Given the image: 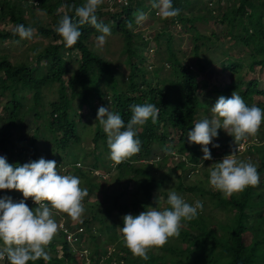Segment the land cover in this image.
Returning <instances> with one entry per match:
<instances>
[{
    "label": "trees",
    "instance_id": "obj_1",
    "mask_svg": "<svg viewBox=\"0 0 264 264\" xmlns=\"http://www.w3.org/2000/svg\"><path fill=\"white\" fill-rule=\"evenodd\" d=\"M104 1L97 15L111 29L106 43L95 45L93 38L101 33L86 24L77 44L68 49L55 29L64 14L74 16V9L85 0H0V42L22 41L14 35L17 24L35 29L29 47L16 60L6 46L0 50V108L5 112V116L0 113V156L13 166L25 164L26 157L29 162L48 158L56 161L60 174L80 178L81 187L89 192L83 201L86 212L80 221L67 219L65 225L81 228L72 245L87 250V264H264V128L261 125L245 152L237 153L239 159L258 166L260 183L229 198L210 187L208 167L232 154L234 138L218 130L213 144L219 148L208 146L216 157L210 164L203 159L202 146L187 139L196 122L211 118V107L220 96L231 97L237 91L249 107L264 109V79L259 74L264 73V0H205L207 14L194 10L192 0H173L180 15L168 20L157 16L152 0ZM36 9L44 16L37 17ZM137 12H149L158 22L152 55L148 46L152 38L134 30ZM208 18L218 20L217 28L200 30L196 23ZM177 28L190 32L192 64L175 49ZM113 36L120 42L115 57L108 52ZM215 68L228 73L227 82L213 87L218 95L213 102L201 100L198 74ZM146 102L161 109L157 123L149 120L137 128L140 153L117 165L110 159L107 134L97 121L98 109L109 108L127 124L131 107ZM200 110L204 116L197 118ZM25 137L32 147L27 153L24 145H17ZM41 140L43 148L38 146ZM166 148L175 155L166 154ZM160 168L165 172L156 176ZM172 172L177 173L176 187L183 198L189 204L202 201L203 211L198 218L181 222L178 238L149 249L145 261L126 247L117 228L123 227V216L158 207L160 196L167 206V193L160 189ZM192 174L198 178L186 183L184 179ZM1 192L0 198L10 197L14 203L24 200L19 191ZM26 204L30 210L37 207L31 198ZM60 216L54 213L58 232L46 249L51 257L47 264H85V257H79L59 228Z\"/></svg>",
    "mask_w": 264,
    "mask_h": 264
},
{
    "label": "clouds",
    "instance_id": "obj_2",
    "mask_svg": "<svg viewBox=\"0 0 264 264\" xmlns=\"http://www.w3.org/2000/svg\"><path fill=\"white\" fill-rule=\"evenodd\" d=\"M103 3L104 0H85L74 9V16L64 14L59 19L55 30L62 37L66 48L71 49L77 44L82 36L81 26L86 24L101 33L96 38L98 47L106 43L111 29L99 22L97 15ZM64 7L71 11L68 4ZM152 8L164 20L180 15V9L174 7L173 0H152ZM134 15L137 24L147 19L143 12ZM128 27L131 28V22ZM34 32V28L24 24H17L14 29V35L22 40H31ZM160 110L153 103L135 104L131 107V119L125 124L120 114L103 106L98 109L97 121L107 134L110 159L115 164L127 162L140 153L141 141L137 138V128L144 126L149 120L153 124L157 123ZM211 113V118H203L195 123L193 129L188 131L187 139L192 144L202 146L204 160H212L208 146L219 148L218 144H213V140L218 138V130L223 129L234 138L237 148L232 154L208 167L210 187L221 192L224 198H229L234 193H241L260 183L258 166L250 159H239L237 153L241 142L251 136L250 140L255 138L264 124V109L255 104L249 107L234 91L231 97L220 96L211 107ZM165 152L175 155L171 148H166ZM27 162L13 166L6 157L0 156V190L19 191L24 197L19 203H14L10 197L0 198V244L3 246L0 248V260L6 257L8 264H29V261L43 259L47 264L51 257L46 249L58 232L54 213L61 215L60 221L63 219L62 223L59 222V228L63 232L64 228L77 231L80 227L74 230L65 225L61 213H66L74 222L80 221L86 212L83 201L89 196V192L87 188L81 187L79 177L60 174L55 160L40 158ZM76 165L80 166V163ZM198 171L199 169H194V172ZM29 198L37 205L34 210H30L26 204ZM157 203L158 207H148L137 216H123V227L117 228L123 235L126 247L134 256L145 261L149 259V249L162 248L170 238H178L183 227L181 222L198 218L204 207L200 200L189 204L174 189L167 191L166 207L163 206L165 198L162 196ZM64 234L66 238V233ZM77 234L78 232L75 235ZM67 242L71 245L73 243ZM72 247L77 250L79 257H85L82 255V248L78 249L74 244Z\"/></svg>",
    "mask_w": 264,
    "mask_h": 264
},
{
    "label": "rangeland",
    "instance_id": "obj_3",
    "mask_svg": "<svg viewBox=\"0 0 264 264\" xmlns=\"http://www.w3.org/2000/svg\"><path fill=\"white\" fill-rule=\"evenodd\" d=\"M192 1H194V4H195L194 10H199L201 12H203V10H205V13L207 14V10H206V8L204 6V3L206 2L205 0H192ZM207 7H208V5H207ZM184 12H186V9L184 10ZM145 14L147 15V19L145 21H143L142 23L137 24V26H135L134 30H135V32H142L143 34H145V35H147V36L152 38L150 40V42H149V45H148L149 48H150L149 49V53L150 54L149 53L148 54L152 55V53H153L152 50H155V47H156L155 43H154V40H153V36H154V34L156 33V31L158 29V22L153 20L149 16V12H146ZM35 15L37 17H43L44 16V11L41 10V9H36ZM217 23H218L217 19L208 18L207 21L197 22L196 26L202 31L211 32V31H214L217 28ZM8 28H9V26H8ZM176 30H177V32L174 33L175 49H177L178 55L180 57H182L187 63H191L192 64L194 62V58L191 57V53H190V47H191V42H190V39H189V35H190L189 33L190 32H187V31H185L183 29L182 30L180 29V31H178L179 30L178 28ZM36 38L33 39V40H36ZM92 38L93 37L91 36V39ZM111 39L112 40L114 39L113 40L114 42L110 46V48L108 49V52H111V54H113V57H115V56L118 55L117 51H118L119 44H117V42L118 43H120V42H119V39L117 38V36H113V37H111ZM162 40H161V42L163 43ZM93 41L96 43L95 45H97L96 38H93ZM30 43H31L30 40L24 39L22 41H19V42L15 41V42H12L11 44H9V40L6 39L3 42H0V50H1V48L3 46H6V49H8L7 52L11 56V59L16 60L17 58H19V56H21V52L29 47ZM149 60H150V57H149ZM151 62H149L150 65L149 64L147 65L148 68H150L152 66ZM193 69H195L194 64H193ZM167 70H168V66L166 65V68H164L163 72H167ZM259 74H260V78L264 79V73L261 74V72H259ZM227 76H228L227 72H222L218 68H215V69H212V70H207L206 72H203V73L202 72L199 73L197 78H198V80L200 82V85H201V87H200V98H201V100H204L205 98H208L209 101L213 102L212 98H218V95L213 90V87L214 86H222L225 82H227V79H226ZM47 93H48V97L49 98L53 97L52 94H50V92H47ZM2 106H3V103L0 102V107H2ZM82 110L86 111V108L84 107ZM0 113L3 116H5V112H4V110H1V108H0ZM202 116H204V112H203V110H200L199 113H198L197 118L202 117ZM78 119L79 118L76 117V120H78ZM88 119H93V117L90 118V116H89ZM40 120L41 119H37L36 122H39ZM32 124L33 123H30L29 126L26 125L25 128L32 126ZM262 128H264V124H262ZM27 134H25L26 137L28 136ZM26 137L24 138L23 141L17 143V145L18 146L24 145L25 146V150L24 151L27 153V151L28 152L31 151L32 147L28 145ZM86 142H87V144L89 143V137H88ZM38 146H39V148H43V146H44L43 140L38 142ZM215 159L216 158L214 156H212V160L214 161ZM46 160H48V158H46ZM26 161H28L27 157H26ZM26 163H28V162H26ZM210 163H211V160H210V162L208 164H210ZM202 166L203 165L201 164L200 165V169L202 168ZM162 172H165V168L158 169L157 171L154 172V174L156 176H159L160 173H162ZM196 177L198 178V176L194 177V175H190V176H187V178L184 179V181L186 183H192V182H195ZM176 180H177V173L176 172H172L171 173V179L168 180L166 182V184H164L161 187L160 190L165 191L167 193V191H169L171 189H174L180 196L183 197L182 192L176 187V185H177L176 184ZM157 191H159V190H157ZM157 191L154 192V195H159V192H157ZM185 193H187V191ZM188 194L191 195L189 192H188ZM0 195H3V192H1ZM62 216H64L65 222H66L67 219H70L69 221H73L68 215H66V216L62 215ZM116 218H119V216H117ZM62 220L63 219H61V221H60L61 223H62ZM73 229L77 230V228L76 229L73 228ZM104 236H105L104 234L100 235L101 238L104 237ZM86 244H88V242ZM2 247H3L2 244H0V248H2ZM57 248L59 249V246H57ZM74 248H76V247L74 246ZM82 254L83 255L86 254V250L85 249L82 250ZM0 264H7L6 257L3 260H0Z\"/></svg>",
    "mask_w": 264,
    "mask_h": 264
},
{
    "label": "built area",
    "instance_id": "obj_4",
    "mask_svg": "<svg viewBox=\"0 0 264 264\" xmlns=\"http://www.w3.org/2000/svg\"><path fill=\"white\" fill-rule=\"evenodd\" d=\"M117 2H124L125 4L127 3V0H117ZM256 141V138H253V139H247L245 141H242L240 146H239V151L238 153H241V152H244L253 142ZM236 148H237V145H236ZM81 231V228H79L77 231H72V230H69L67 228H64V232L66 233V239L69 241V242H73L76 240V233L77 232H80ZM83 255V254H82ZM85 262L88 263V258L85 257Z\"/></svg>",
    "mask_w": 264,
    "mask_h": 264
}]
</instances>
